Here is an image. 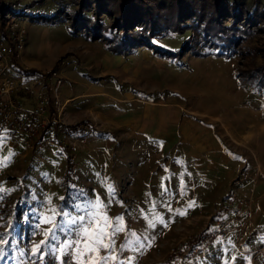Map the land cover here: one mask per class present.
<instances>
[{
	"label": "rangeland",
	"instance_id": "obj_1",
	"mask_svg": "<svg viewBox=\"0 0 264 264\" xmlns=\"http://www.w3.org/2000/svg\"><path fill=\"white\" fill-rule=\"evenodd\" d=\"M1 1L26 31L3 72L23 84L19 101L36 89L23 70L56 69L62 118L91 130L75 167L62 145L0 134V264H161L231 191L247 199V231L183 264H264V31L230 57L119 55L72 28L73 0ZM188 34L160 44L178 49ZM105 216L102 243L86 241Z\"/></svg>",
	"mask_w": 264,
	"mask_h": 264
},
{
	"label": "trees",
	"instance_id": "obj_2",
	"mask_svg": "<svg viewBox=\"0 0 264 264\" xmlns=\"http://www.w3.org/2000/svg\"><path fill=\"white\" fill-rule=\"evenodd\" d=\"M73 1L76 5L67 14L72 28L101 40L109 51L119 55L147 48L160 58L169 59L185 51L198 56L230 57L236 46L256 31H264V1L261 0H253L251 5L246 0ZM9 10L0 0L2 23ZM44 16L48 21L54 18ZM186 32L189 34L178 49L160 44L162 39ZM23 72L31 75L38 70Z\"/></svg>",
	"mask_w": 264,
	"mask_h": 264
},
{
	"label": "built area",
	"instance_id": "obj_3",
	"mask_svg": "<svg viewBox=\"0 0 264 264\" xmlns=\"http://www.w3.org/2000/svg\"><path fill=\"white\" fill-rule=\"evenodd\" d=\"M25 42L24 27L8 15L0 27V134L20 138L32 149L62 145L69 155V164L75 167L76 153L85 147L91 128L87 122L69 123L62 118L64 103L60 100L59 90L63 78L58 71L48 69L30 75V81L36 87L34 103L30 106L17 98L23 86L20 80L3 75L9 61L23 51ZM247 176L248 170L239 181ZM247 204L246 198L229 192L215 212L213 227H205L197 236L189 235L172 245L161 264H183L185 260L202 255L217 239L228 237L234 231L231 225L239 221Z\"/></svg>",
	"mask_w": 264,
	"mask_h": 264
},
{
	"label": "snow or ice",
	"instance_id": "obj_4",
	"mask_svg": "<svg viewBox=\"0 0 264 264\" xmlns=\"http://www.w3.org/2000/svg\"><path fill=\"white\" fill-rule=\"evenodd\" d=\"M80 219H83V217H80ZM46 222H50L49 220H46ZM73 223H75V221H73ZM97 224H98V226H97V231H96V234L94 235V237H92V238H89L88 236H85L84 237V239L86 240V241H90V242H97V241H99V242H101L102 243V236H103V234H104V229L106 228V227H108V226H110V224H109V222H108V220H107V217L105 216L104 218H103V220L102 221H97ZM117 230H120V229H117ZM51 229H49L46 233H45V235L46 236H48V235H50L51 234ZM44 243H46V241H41V244H44ZM87 246V245H86ZM104 247H108L107 245H104ZM40 250V245H36L34 248H33V252H37V251H39Z\"/></svg>",
	"mask_w": 264,
	"mask_h": 264
},
{
	"label": "crops",
	"instance_id": "obj_5",
	"mask_svg": "<svg viewBox=\"0 0 264 264\" xmlns=\"http://www.w3.org/2000/svg\"><path fill=\"white\" fill-rule=\"evenodd\" d=\"M30 69H36V70H38L37 67H30ZM38 71H40V70H38ZM19 93H20V92H19ZM27 100H28V101H27V102H28V103H27L28 106H30V105H32V104L34 103V99H33V97H32L31 99L29 98V99H27ZM243 214H244V212L241 214L240 219H239L238 222L233 223L234 226H235V225L237 226V227L235 226L234 230H235L236 228L240 229L239 232H238V233H240V234H242L243 232H246L247 230H245V229L247 228V225H249L248 220H247V219H244ZM241 217H242V219H241ZM247 223H248V224H247ZM211 227H213V223H212V226H210V228H211ZM250 230H251V229H250ZM239 238H240V237H239ZM218 240H220V239H217L216 241H218ZM216 241H215V242H216ZM215 242H214V243H215ZM212 245H213V244H212ZM212 245H211V246H212ZM211 246H210V247H211ZM210 247H209V248H210ZM209 248H208V249H209Z\"/></svg>",
	"mask_w": 264,
	"mask_h": 264
}]
</instances>
